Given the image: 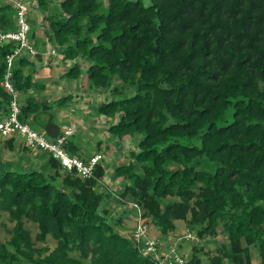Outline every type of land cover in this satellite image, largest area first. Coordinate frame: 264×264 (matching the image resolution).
<instances>
[{
	"label": "trees",
	"instance_id": "trees-1",
	"mask_svg": "<svg viewBox=\"0 0 264 264\" xmlns=\"http://www.w3.org/2000/svg\"><path fill=\"white\" fill-rule=\"evenodd\" d=\"M22 1L28 22L38 11L39 25L49 24L45 41L72 64L64 76L85 73L89 88L113 97L97 107L111 119L97 153L108 154L115 139L135 145L114 167L103 157L89 178L40 149L47 160L29 171L0 159V218L14 223L0 239V264H156L134 240L138 220L124 233L131 213L157 227L156 242L171 255L165 264H203L204 255L210 264H252L253 250L264 264V0H60L51 15V0ZM17 11L0 0V33L16 31ZM35 36L30 24L36 55L16 56L10 68L13 90L26 96L18 97L23 123L53 114L28 95L44 87L33 79L34 59L43 58ZM16 45L0 42V119L14 97L3 82ZM72 135L63 147L87 161L94 154ZM16 139L5 143L19 153L30 147ZM111 200L133 211L109 214ZM181 221L189 254L163 241ZM48 239L54 248L38 246ZM209 242L217 254L204 249Z\"/></svg>",
	"mask_w": 264,
	"mask_h": 264
},
{
	"label": "crops",
	"instance_id": "crops-1",
	"mask_svg": "<svg viewBox=\"0 0 264 264\" xmlns=\"http://www.w3.org/2000/svg\"><path fill=\"white\" fill-rule=\"evenodd\" d=\"M34 12H36L37 15ZM34 12L30 14V18L40 24L42 17L38 11ZM43 37H45L44 34ZM32 44L34 45V41H32ZM42 48L43 58H35L32 68L35 71L33 76V79H35L34 81L44 84V87L43 89H32L28 95L34 96L39 101L42 100L48 103L60 102L67 97V103L63 104L64 106L57 110V121L54 122L61 128L65 125L74 126V135L70 137V140L72 141V139L77 136L78 138L75 142L78 144L82 153L87 156L93 155L98 151V143L105 142L109 138L108 127L111 123V119L97 112V107L101 104L100 101L105 97V92L102 89L89 88L88 80L84 78L85 74L81 75L78 80L64 76L65 72L72 64L68 63V61H64L63 54L58 51H56L55 54L49 53V50H51L49 43L46 42V44H43ZM30 69L26 68L27 71ZM24 97H26L24 94H20L19 96L22 102H24ZM70 98L71 100H69ZM53 116L54 119L55 114H53ZM42 117H46V120L49 118L48 115L44 114ZM130 140L132 144L133 141L131 137ZM115 142L116 139L109 142L112 150L108 152V154L106 152L104 154L103 152V156L106 158V161L103 160V162L104 164H106V162L109 163L110 167H114L118 164L124 155L121 145L115 144ZM105 143H107V141ZM101 148L104 150L105 144H101ZM14 150L17 151L18 149L16 148ZM117 150H120V155ZM33 156H35L34 159L36 163L34 164L36 167H40V165L47 160V158L45 159L44 156L38 154L37 156ZM29 162L30 160L28 164ZM110 170L109 172L112 173L113 171L111 168ZM133 228L134 227H132V230ZM157 233L159 234L158 231ZM170 239L171 238L168 237L164 238L163 241L166 243V247Z\"/></svg>",
	"mask_w": 264,
	"mask_h": 264
},
{
	"label": "built area",
	"instance_id": "built-area-1",
	"mask_svg": "<svg viewBox=\"0 0 264 264\" xmlns=\"http://www.w3.org/2000/svg\"><path fill=\"white\" fill-rule=\"evenodd\" d=\"M16 7L18 9L17 17V29L7 33H0V42H16L12 54L7 56V73L3 82L4 88L13 93V99L10 103L9 114L0 119V136L10 137L12 135H18L22 137L25 143L35 149L48 151L55 159H57L63 169L68 171H75L77 175L82 178H89L93 175L95 166L102 161L103 155L95 153L87 161H84L76 156H71L63 147L67 140V137L74 133V126L65 125L58 137L50 138L45 132H39L33 129L29 124L23 123L19 119L20 106L18 102V94L13 90L12 84L9 81L11 76L10 68L13 64V60L16 56L25 55V52H29L31 55H36V50L28 40L27 34L30 29L28 22L29 7L25 1L17 0ZM52 54H55L54 50H51ZM137 229L133 233L134 240L139 244L141 251L144 255H151L156 264H165L167 258H171L170 252L161 251L160 245L149 238L148 226L144 223L141 217H138ZM179 259V258H178ZM177 259V260H178ZM180 261V259H179Z\"/></svg>",
	"mask_w": 264,
	"mask_h": 264
},
{
	"label": "rangeland",
	"instance_id": "rangeland-1",
	"mask_svg": "<svg viewBox=\"0 0 264 264\" xmlns=\"http://www.w3.org/2000/svg\"><path fill=\"white\" fill-rule=\"evenodd\" d=\"M7 1H14L15 5H16V1L17 0H7ZM51 1H52L51 6L48 9V10H50V11H48L50 15L52 14V12H55V10L57 8H59V3H60L59 2L60 0H51ZM104 2H105V4H107V0H104ZM143 2L146 5L149 4V0H143ZM33 12L34 11L31 8L30 14L33 13ZM34 13L36 14V12H34ZM29 24H31L32 30L35 31V35H36L35 36L36 37L35 41L37 42V44L39 46H43L42 42H47V43H49L50 49H53V47L56 49L55 43L53 44L52 41L51 42L50 41H45L46 39L43 37V34H45L46 29L47 30L49 29L47 27V26H49V24H45L44 26L39 25L37 22L36 23L32 22V23H29ZM47 53H48V51H47ZM49 53L52 54L51 50H49ZM80 61H82V60H80ZM83 64H84L83 66L86 69V66H87L88 62L87 63L83 62ZM83 74H85V73H83ZM84 78L86 80H88V76L86 74L84 75ZM104 92H105V97L103 98V100L100 101V103H102V102H104L106 100H110L111 98H113L112 95L108 91H104ZM69 100H71V98ZM47 104H48L49 108L51 109L50 112L55 114V118L53 119V121L56 122L57 121V118H56L57 110L61 109L64 106L63 102L62 103H60L58 101L57 102H53V103H51V102L48 103L47 102ZM50 115H52V114H50ZM33 119H34V116L30 120H28L27 124H29L33 129L38 130L39 132H42L43 130L39 127V124L46 123V121H47L46 117L44 118V117H42V115H39V117L36 120L37 122H35V123H34ZM138 137H139V139L142 138L141 136H138ZM0 138H1L0 139V159L4 160V161L11 160L12 164H14L13 165L14 169L27 170V171L35 169L34 168L35 167L34 163H36V160L34 159L35 156H33V155L37 156V154H38V155L46 157L45 154H42L43 152H39L40 150L32 148V147H29L25 151H22V152L19 153V152L15 151V150H12L11 148H9L6 145L5 140H7L8 137H1L0 136ZM77 138L78 137L76 136L74 139H72L71 142L76 143L75 141L77 140ZM17 139H18L17 140L18 146H19L20 142L21 143L25 142L24 139L22 137H19L18 135H17ZM106 141L108 142V139ZM134 142H136V140H134ZM134 145H133V143L131 144L130 137L125 139L124 142H121V147L123 148V152L124 153H128L129 149L133 148ZM117 152H119L118 154L120 155V150H117ZM29 160H30V162L28 164ZM101 182H103V181H101ZM107 183L109 185H112L111 182H107ZM113 183H115V182H113ZM111 188H113V187H111ZM110 203H111L112 209L110 210L109 214H113L114 212L120 213V212H122L124 210H128L129 213H131V211H133V207L129 203L123 205V204L117 202V200H111ZM126 219L128 220L127 224H128L129 228L126 229L124 231V233L125 234H130V233L132 234V232H131L132 231V227L135 226L134 222H135V220H139V218H138L137 215H134L132 213V214H128L126 216ZM13 225H14V223L9 220L8 214H5L3 217L0 218V239H1V241H7V240L10 239L11 234L9 233V230L12 229ZM27 225L32 230V236L35 237L36 228L34 227V224H32L31 222H28ZM148 225H149L148 233L150 235L149 238L151 240L155 241L160 236V234L157 233L158 229H157V227H155V225H152L151 223H148ZM187 233H188L187 224H186V222L181 221V222L178 223L176 231L171 232L168 235V238H171L169 240V243H170L169 245L175 246V248H176V250L178 251L179 254H183L184 251L188 252L187 254H189L190 249L192 248V245L189 246V245H181L180 244V240ZM214 240L217 243H221V242H223L225 240V237H224V235L220 234ZM217 243L216 244L213 243V242L206 243V244H204V249L206 251H209L211 255H215V254H217V247H218ZM37 244H38V246L48 245L50 248H54L56 246V242L54 240H52V239H48L44 244H41V243H37ZM161 244H163V242H161ZM160 248H161V251L164 250V249H162V247H160ZM203 257H204L203 264H210L208 262V258L205 257V255ZM87 264H89V263L87 262ZM225 264H231V263L226 261ZM252 264H260V259H259L258 254H257V252L255 250L252 251Z\"/></svg>",
	"mask_w": 264,
	"mask_h": 264
},
{
	"label": "water",
	"instance_id": "water-1",
	"mask_svg": "<svg viewBox=\"0 0 264 264\" xmlns=\"http://www.w3.org/2000/svg\"><path fill=\"white\" fill-rule=\"evenodd\" d=\"M53 114L49 115L46 123L39 124V127L46 133L50 138H56L60 134V126L53 121Z\"/></svg>",
	"mask_w": 264,
	"mask_h": 264
},
{
	"label": "clouds",
	"instance_id": "clouds-1",
	"mask_svg": "<svg viewBox=\"0 0 264 264\" xmlns=\"http://www.w3.org/2000/svg\"><path fill=\"white\" fill-rule=\"evenodd\" d=\"M31 44H32V42H30ZM33 45V44H32ZM33 47H34V45H33ZM35 48V47H34ZM36 50V49H35ZM51 50H54V49H51ZM55 51V50H54ZM55 53H56V51H55ZM61 128V127H60ZM61 130H62V128L60 129V132H61ZM58 137V136H57ZM150 236V235H149Z\"/></svg>",
	"mask_w": 264,
	"mask_h": 264
}]
</instances>
